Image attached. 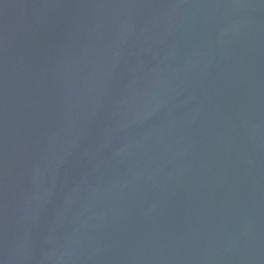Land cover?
<instances>
[{
  "label": "water",
  "instance_id": "obj_1",
  "mask_svg": "<svg viewBox=\"0 0 264 264\" xmlns=\"http://www.w3.org/2000/svg\"><path fill=\"white\" fill-rule=\"evenodd\" d=\"M0 264H264V0H0Z\"/></svg>",
  "mask_w": 264,
  "mask_h": 264
}]
</instances>
